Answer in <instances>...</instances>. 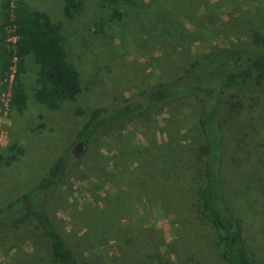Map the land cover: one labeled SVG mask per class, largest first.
Masks as SVG:
<instances>
[{
	"label": "rangeland",
	"instance_id": "1",
	"mask_svg": "<svg viewBox=\"0 0 264 264\" xmlns=\"http://www.w3.org/2000/svg\"><path fill=\"white\" fill-rule=\"evenodd\" d=\"M21 1L60 27L82 91L75 101L49 111L34 100L38 67L26 57L27 109L22 115L12 111L0 142V207L27 193L63 150L73 149L77 132L96 108L139 100L140 88L174 80L196 56L228 49L243 58L255 51L248 29L264 34V0H127L119 3V21L100 0H84L82 13L71 19L63 15L62 0ZM251 88L261 101L262 124L264 83ZM194 104L183 100L153 108L103 133L45 199L44 210L84 263L225 264L216 234L200 216L196 150L203 138ZM239 117L229 111L223 116L232 154L224 179L237 203L247 205L256 195L263 199L252 202L249 220L263 246L264 168L254 176L241 148L250 123ZM22 249L28 251L29 244ZM14 254L13 249L5 258L0 252V263L12 264ZM256 254L257 264H264L259 247Z\"/></svg>",
	"mask_w": 264,
	"mask_h": 264
},
{
	"label": "trees",
	"instance_id": "2",
	"mask_svg": "<svg viewBox=\"0 0 264 264\" xmlns=\"http://www.w3.org/2000/svg\"><path fill=\"white\" fill-rule=\"evenodd\" d=\"M122 1L127 0H100V5L110 9L112 20L119 21L123 13L118 6ZM9 3L10 0L1 2L0 81L9 66L10 56L3 32L8 22ZM62 3L67 19L80 15L84 9V0H62ZM14 16L18 63L12 89V111L22 115L27 109L23 76L25 59L30 55L38 67L34 100L49 111L59 110L63 102L75 101L82 91V80L67 60L60 27L52 23L47 13L30 10L21 0L15 2ZM248 33L254 52L242 58V52L221 49L192 58L189 66L174 80L140 88L139 100L126 101L118 108L107 106L93 110L73 143L90 146L103 133L147 110L183 100L195 102L203 138V144L196 150L201 164L200 216L216 234L219 257L225 264H257V247L264 253V242H261L263 246L257 244L255 228L249 221L252 202L259 204L263 199L256 195L247 205L237 203L224 179L226 163L232 160L223 125L226 111L240 117L244 115L243 121H249L250 132L242 140L241 148L253 165L254 176L264 168V122L258 121L261 101L251 90L252 86L264 83V34L254 28H249ZM162 55L161 61L165 58V54ZM77 115H82L80 109ZM74 159L72 149L66 148L32 189L0 207V252L6 258L8 252L15 250V254L9 256L10 263L87 264L68 245L44 210L45 199L63 184ZM175 203L179 201L176 199ZM3 241L11 243L12 248H4ZM23 244H29L28 251L22 249Z\"/></svg>",
	"mask_w": 264,
	"mask_h": 264
},
{
	"label": "built area",
	"instance_id": "3",
	"mask_svg": "<svg viewBox=\"0 0 264 264\" xmlns=\"http://www.w3.org/2000/svg\"><path fill=\"white\" fill-rule=\"evenodd\" d=\"M15 2L16 1L14 0H10L8 22L3 29L4 45L10 57L8 70L5 73L4 78L0 81V142L4 138L3 125L12 113V89L17 74L18 58L16 55V44L18 36L16 33L17 26L15 24L14 16Z\"/></svg>",
	"mask_w": 264,
	"mask_h": 264
},
{
	"label": "water",
	"instance_id": "4",
	"mask_svg": "<svg viewBox=\"0 0 264 264\" xmlns=\"http://www.w3.org/2000/svg\"><path fill=\"white\" fill-rule=\"evenodd\" d=\"M86 148H87V146L84 145L83 143H81V142L76 143L72 149L73 157L76 158L80 153H83Z\"/></svg>",
	"mask_w": 264,
	"mask_h": 264
},
{
	"label": "crops",
	"instance_id": "5",
	"mask_svg": "<svg viewBox=\"0 0 264 264\" xmlns=\"http://www.w3.org/2000/svg\"><path fill=\"white\" fill-rule=\"evenodd\" d=\"M0 14H1V8H0ZM2 22L1 16H0V24ZM25 63H26V59H25Z\"/></svg>",
	"mask_w": 264,
	"mask_h": 264
}]
</instances>
